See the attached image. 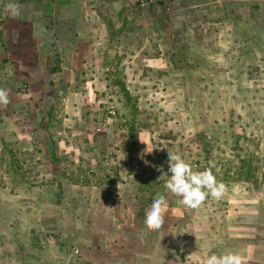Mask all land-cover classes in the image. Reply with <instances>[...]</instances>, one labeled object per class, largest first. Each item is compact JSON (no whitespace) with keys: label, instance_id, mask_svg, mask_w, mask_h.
<instances>
[{"label":"rangeland","instance_id":"1","mask_svg":"<svg viewBox=\"0 0 264 264\" xmlns=\"http://www.w3.org/2000/svg\"><path fill=\"white\" fill-rule=\"evenodd\" d=\"M66 1L89 60L78 80L50 71L48 103L20 74L0 85L16 95L0 105V195L46 210L42 238L18 254L1 244L0 264H51V245L68 251L58 264H204L228 252L264 264V0ZM168 154L210 169L222 197L186 207L164 187ZM161 194L153 230L145 214Z\"/></svg>","mask_w":264,"mask_h":264},{"label":"crops","instance_id":"2","mask_svg":"<svg viewBox=\"0 0 264 264\" xmlns=\"http://www.w3.org/2000/svg\"><path fill=\"white\" fill-rule=\"evenodd\" d=\"M2 1V3L0 2L2 4L0 5V13L3 14V19L0 21V77H2L0 85L7 87L6 83L4 86L7 75L16 76L20 74L27 78V80H31L32 83H29V85L35 84L39 86V93L37 95L41 97H38L35 102L42 100L41 102L48 103L51 97L45 87L47 86L46 80H49V77L52 78L50 71L60 69L61 74H66L65 80L73 82L75 79L78 80L74 69L81 68V64L84 65L89 61L85 57L84 59L80 58L83 51L80 49L81 40L77 26L75 25L74 30L70 29L72 27L69 24L66 26V22H70V19L74 17L71 13V5L66 0H54L57 2L55 7L51 0ZM9 3H16L20 6L21 15L18 18H12L6 10V6ZM51 20L54 22V26L49 25ZM56 24H58V28H56ZM94 37V35L88 34L87 46L89 52H93L95 49V46H92V43L95 41ZM73 39H75V42ZM57 52L61 55L62 60H64V62L59 63V68L55 65L57 64L55 60ZM65 54H72V56L71 58L65 57V60ZM69 69L71 73H68ZM41 87H43V90L40 89ZM15 96L9 92V101ZM12 102L14 103V101ZM18 106L20 107V104ZM14 108L16 109L15 106ZM30 112L36 113L34 109ZM44 147L48 148V144H44ZM135 148L138 152L140 151L138 147ZM3 151L2 146H0V155ZM8 174L10 175L9 172ZM17 194L8 193L6 199L0 195V205L2 204V208L0 209V248L2 245H5L4 249L6 246H9L13 254H18L16 247H20V250L25 246L32 248L38 239L34 243L33 240L37 237L42 238L41 230L43 228H38V222L40 217L46 214L44 204L41 205L39 200H35V202L31 201V199L36 197L32 195L26 196L25 194L21 195L22 193ZM23 198H25L24 201ZM22 201L27 203V205L19 204ZM29 214L39 215L38 219H33V216ZM44 223L45 221L40 224ZM118 229H120V224H118ZM30 232L34 236L29 234ZM26 234L30 235V243L27 241L28 236ZM114 239V237L111 238L112 241L108 244V247H113L110 249L111 254L114 252L119 254V248L116 246L122 244V240L120 238L116 242H113ZM53 247L54 245L43 247V250L50 255L49 262L51 264H58L61 261H65L68 251L64 248H58V250L53 251ZM19 254L22 255L23 253ZM32 258L31 255H26L22 262L27 263ZM12 259L14 258L12 257Z\"/></svg>","mask_w":264,"mask_h":264},{"label":"clouds","instance_id":"3","mask_svg":"<svg viewBox=\"0 0 264 264\" xmlns=\"http://www.w3.org/2000/svg\"><path fill=\"white\" fill-rule=\"evenodd\" d=\"M6 10L12 18L21 15L20 6L16 3H9ZM8 103V92L0 88V105L6 106ZM160 171L168 177L165 189L180 197L186 207L198 208L208 197L220 199L224 193V184L217 181L210 169L194 171L192 165L180 154H168V172L163 173L162 169ZM167 206V200L162 194L152 199L144 221L148 228L159 230L162 227ZM204 264H244V258L233 252L212 254L206 257Z\"/></svg>","mask_w":264,"mask_h":264},{"label":"built area","instance_id":"4","mask_svg":"<svg viewBox=\"0 0 264 264\" xmlns=\"http://www.w3.org/2000/svg\"><path fill=\"white\" fill-rule=\"evenodd\" d=\"M146 4V1L145 2H141L140 5H145ZM109 113L114 115L115 114V110H109Z\"/></svg>","mask_w":264,"mask_h":264},{"label":"trees","instance_id":"5","mask_svg":"<svg viewBox=\"0 0 264 264\" xmlns=\"http://www.w3.org/2000/svg\"><path fill=\"white\" fill-rule=\"evenodd\" d=\"M122 87L124 88V86H122ZM125 94H127V91H125ZM128 144L132 146V145H134V141H132V139H130L128 141Z\"/></svg>","mask_w":264,"mask_h":264}]
</instances>
